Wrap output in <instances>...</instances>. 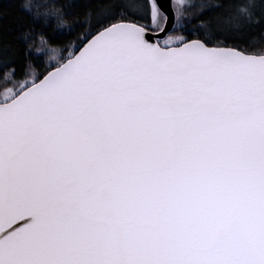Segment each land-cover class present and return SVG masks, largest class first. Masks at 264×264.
<instances>
[{
    "label": "snow or ice",
    "instance_id": "snow-or-ice-1",
    "mask_svg": "<svg viewBox=\"0 0 264 264\" xmlns=\"http://www.w3.org/2000/svg\"><path fill=\"white\" fill-rule=\"evenodd\" d=\"M0 264H264V0H0Z\"/></svg>",
    "mask_w": 264,
    "mask_h": 264
}]
</instances>
